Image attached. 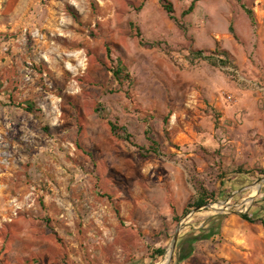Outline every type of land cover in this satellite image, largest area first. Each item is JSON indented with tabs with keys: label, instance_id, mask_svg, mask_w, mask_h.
Wrapping results in <instances>:
<instances>
[{
	"label": "rangeland",
	"instance_id": "1",
	"mask_svg": "<svg viewBox=\"0 0 264 264\" xmlns=\"http://www.w3.org/2000/svg\"><path fill=\"white\" fill-rule=\"evenodd\" d=\"M170 1L174 19L160 0H0V42H10L0 64H11L0 91L20 108L30 102L50 136L48 168L34 147L0 146L14 158L3 167L16 170L4 186L37 180L58 196L66 177L70 223H55L56 264H264V225L240 217L264 218V0H242L255 26L236 0H197L187 14L193 0ZM131 23L159 46L140 45ZM216 49L233 65L191 59ZM115 58L129 87L113 80ZM109 121L124 131L113 135ZM62 130L65 143L55 139ZM198 184L219 187L218 200L183 216ZM125 226L141 248L124 243ZM159 247L163 256L150 253ZM37 262L48 264L28 260Z\"/></svg>",
	"mask_w": 264,
	"mask_h": 264
},
{
	"label": "crops",
	"instance_id": "2",
	"mask_svg": "<svg viewBox=\"0 0 264 264\" xmlns=\"http://www.w3.org/2000/svg\"><path fill=\"white\" fill-rule=\"evenodd\" d=\"M10 45V42H0V52L2 45ZM5 48V47H4ZM6 49V48H5ZM11 69V64L6 68L0 64V83L4 82V77L8 74V69ZM6 74V75H5ZM10 96H14L10 92L0 91V146L6 144L9 147L15 145L21 147V144L28 147H34L32 150V159L38 163H42L48 168L50 160L46 155V148L49 146V137L43 135L36 122V118L26 108H20L11 100ZM7 99V101L3 99ZM7 102L8 105L5 103ZM30 102H25L29 104ZM24 105V104H23ZM22 123V124H20ZM58 131L55 139L58 142L65 143V132ZM26 132L28 139L25 142L19 141L18 134ZM9 136V137H8ZM53 138V136L51 135ZM16 138V139H13ZM21 144H20V143ZM14 158L6 157V160L0 154V252L1 258L7 260L9 264H30L28 260L33 258H43L48 260V264H56L58 261V245L55 244L54 236L56 231H61L55 227L58 222L60 227L66 228L70 221L67 220V204L65 199L64 179L58 177L60 184L58 185L57 194L50 189L51 194L36 188L37 180L33 186H21L16 189L7 188L4 186V181L10 179V175H16V170L12 166L3 167V163H12ZM42 165V166H43ZM42 171L38 174L43 176V179L50 180V172L48 174ZM2 179V180H1ZM36 178H33L35 180ZM39 181V180H38ZM66 181V180H65ZM41 197V200L39 199ZM45 206V207H44ZM47 217H51L53 222L48 223ZM205 225V224H204ZM210 221L208 218V223ZM114 228H118L114 224ZM104 231V229L102 230ZM122 232L129 235L128 239L123 240L130 248H141V244L145 241L139 238L135 231L130 226H125ZM110 233V232H109ZM111 237L110 234H108ZM77 235L74 234V237ZM93 241L102 240L99 233L90 234ZM108 237V238H109ZM115 239V236H112ZM210 239L209 236L206 240ZM131 240L133 245H131ZM205 240V239H204ZM5 247V250L2 249ZM127 247V246H126ZM0 258V259H1ZM55 260V261H54ZM27 262V263H26ZM38 263V262H37ZM35 263V264H37ZM5 264V263H4ZM40 264V263H38Z\"/></svg>",
	"mask_w": 264,
	"mask_h": 264
},
{
	"label": "trees",
	"instance_id": "3",
	"mask_svg": "<svg viewBox=\"0 0 264 264\" xmlns=\"http://www.w3.org/2000/svg\"><path fill=\"white\" fill-rule=\"evenodd\" d=\"M197 0H193L188 9L184 12V14L190 13L194 6L195 2ZM238 3H240L242 9L248 16L251 24L253 26L256 25V20L254 16V12L252 9L247 7L244 3H242V0H236ZM162 8L168 13L169 17L171 19H174L173 16V5L170 0H160ZM131 28L134 29V33L136 37L139 38L140 45H146L148 47H156L159 46V42H145L142 39L141 32L138 27H135L134 24L131 23ZM108 57H110V51L107 49ZM191 59H205L208 60L210 63L222 67H227L229 65H233L232 57L230 53L223 49H216L213 51H203V50H194L191 52ZM114 66L111 69L113 80L119 85V87H129L131 84V78L129 74L126 72V68L123 65L122 61L119 58H115L113 60ZM235 67V66H234ZM27 110H31L32 106L28 104L23 105ZM95 111L99 112L100 110L98 108H95ZM110 131L113 135L118 136L120 135V131H124V128L118 127L115 122L109 121ZM123 139V138H122ZM155 145V143H152ZM155 148L153 152H155ZM238 173H249V171L241 170V168H238L236 170ZM220 187L224 185L223 179L224 176L221 174L220 176ZM220 188H215L214 190H210L205 188L202 184L194 185L195 193L189 198L187 203L182 209V215L185 216L186 214L190 213L193 210H199L203 207H206L209 204H212L218 200L219 194H220ZM240 217L249 222L254 224H261L264 225V218L263 217H253L248 213L241 214ZM165 252V248L159 247L156 250H152L150 252L151 254H155L156 256H163ZM152 256L151 258H153Z\"/></svg>",
	"mask_w": 264,
	"mask_h": 264
}]
</instances>
